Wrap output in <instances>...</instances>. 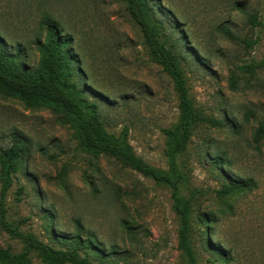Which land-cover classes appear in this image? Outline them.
<instances>
[{"label": "rangeland", "instance_id": "rangeland-1", "mask_svg": "<svg viewBox=\"0 0 264 264\" xmlns=\"http://www.w3.org/2000/svg\"><path fill=\"white\" fill-rule=\"evenodd\" d=\"M153 2L157 16L176 19L185 38L182 71L201 118L179 157L187 179L183 195L194 209L196 263L219 264L210 250L219 246L227 264H264V133L257 134L264 125V0ZM46 16L71 37L86 98L97 106L105 130L115 137L126 131L137 157L168 171L163 130L177 123L176 92L150 60L125 1L0 0V38L23 51L29 68L38 63L34 39L43 38L39 24ZM249 65L258 66L254 73L242 69ZM17 136L27 144V164L12 176L5 208L21 231L62 250L65 244L53 243L60 236H92L102 253L86 251L95 264H188L170 189L114 157L84 152L62 111L0 95V150ZM232 179L252 180L255 187L219 197ZM199 214L208 225L197 221ZM123 221L133 228L130 235ZM111 247L118 253L109 254ZM23 248L0 227V249L20 254ZM29 264L45 263L32 254Z\"/></svg>", "mask_w": 264, "mask_h": 264}, {"label": "trees", "instance_id": "trees-1", "mask_svg": "<svg viewBox=\"0 0 264 264\" xmlns=\"http://www.w3.org/2000/svg\"><path fill=\"white\" fill-rule=\"evenodd\" d=\"M131 19L139 27L143 44L148 51L150 60L159 65L173 82L178 100L177 123L163 130L169 146L168 171H160L145 163L133 152L127 140V132L118 137L109 134L97 114V106L87 98V88L82 84L84 78L79 70V60L72 50V39L64 35L59 23L46 16L39 30H44L43 38L37 36L34 45L39 53L38 63L29 68L24 63V53L19 47L11 49L0 38V95L15 99L27 107L44 106L62 111L72 121L81 141V149L92 155H106L116 158L132 170L152 179L158 185L171 190L172 211L179 222V247L183 250L188 264H197L190 243L194 209L191 197L183 195V187L187 179L181 169L179 157L185 151L190 140L193 127L201 120L190 97L186 79L182 71L185 54L181 45L185 38L178 30V23L168 15V21L161 20L156 13L153 0H124ZM258 66L249 65L242 68L254 73ZM212 122V121H211ZM224 128L221 122H212ZM264 133L261 124L257 134ZM28 148L24 140L14 137L9 147L0 150V227L11 237L23 243V252L12 254L0 249V264H29L30 256L36 254L45 264H95L90 261L86 251L98 248V242L92 236L82 239L80 233L69 238L60 236L53 243L66 249L49 246L32 234L19 229L6 218L5 198L12 186V176L21 165ZM222 161L219 157L215 162ZM255 187L252 180H230L222 184L218 190L219 197L241 194ZM46 219L53 220L51 214ZM197 221L208 225L206 216L198 215ZM52 225V223H50ZM127 234L133 229L127 222H122ZM53 226V225H52ZM219 247V246H218ZM218 247H210L218 257L219 264H227L226 255ZM80 253H84L81 257ZM95 257L102 256L96 250ZM109 254L118 253L111 247Z\"/></svg>", "mask_w": 264, "mask_h": 264}]
</instances>
